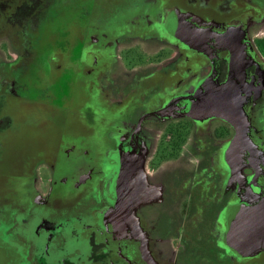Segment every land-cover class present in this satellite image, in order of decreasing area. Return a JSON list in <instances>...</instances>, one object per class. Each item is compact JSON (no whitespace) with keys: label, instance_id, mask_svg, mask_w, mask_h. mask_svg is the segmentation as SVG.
I'll return each mask as SVG.
<instances>
[{"label":"flooded vegetation","instance_id":"1","mask_svg":"<svg viewBox=\"0 0 264 264\" xmlns=\"http://www.w3.org/2000/svg\"><path fill=\"white\" fill-rule=\"evenodd\" d=\"M259 209L264 0H0V264H264Z\"/></svg>","mask_w":264,"mask_h":264},{"label":"water","instance_id":"2","mask_svg":"<svg viewBox=\"0 0 264 264\" xmlns=\"http://www.w3.org/2000/svg\"><path fill=\"white\" fill-rule=\"evenodd\" d=\"M240 99H238V102H236L238 104V106L240 107ZM262 209H259L257 210V213H253V216H252V219L248 221V225H249V228H255L258 224V227H256L257 229L258 228H264V219L262 220V218H258L257 219V215H260V213H258V211H261ZM230 229H244L246 225H236V224H231L230 225Z\"/></svg>","mask_w":264,"mask_h":264}]
</instances>
